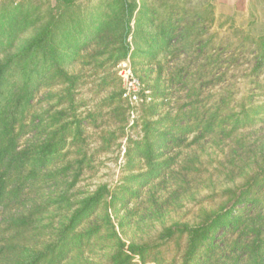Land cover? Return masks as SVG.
Instances as JSON below:
<instances>
[{
	"label": "rangeland",
	"instance_id": "374dc122",
	"mask_svg": "<svg viewBox=\"0 0 264 264\" xmlns=\"http://www.w3.org/2000/svg\"><path fill=\"white\" fill-rule=\"evenodd\" d=\"M187 5L190 13H200L194 18L198 37L191 50L176 37L156 56H132L135 45L129 37L127 56L110 59V53L119 52L112 42L115 36L107 33L75 65L67 66L75 84L52 83L36 93L32 120L38 127L33 134L41 135L43 123L51 122L50 131L56 133L64 126L66 145L51 162L50 175L2 213L0 241L11 216L23 219L18 231L27 248L41 249L55 239L80 201L103 189L108 191L103 205L77 228L96 232L62 264H111L118 243L150 244L151 259L184 264L187 236L164 237L166 230L175 224L197 225L206 213L224 209L235 191L261 172L264 109L245 123L236 120L243 107L264 106V70L260 78L251 76L253 62L244 63L238 43L242 34L264 35V0H190ZM208 15L214 23H207ZM148 24L156 29L152 21ZM208 36L223 42L217 38L213 50L203 48ZM130 80L136 90L129 88ZM191 110L190 118H182ZM214 111V130H202ZM191 121L200 128L185 132ZM156 122L158 130L152 132ZM145 139L160 146L152 167L138 153ZM113 195L117 200L111 205ZM253 196L262 199L257 190Z\"/></svg>",
	"mask_w": 264,
	"mask_h": 264
},
{
	"label": "trees",
	"instance_id": "16d2710c",
	"mask_svg": "<svg viewBox=\"0 0 264 264\" xmlns=\"http://www.w3.org/2000/svg\"><path fill=\"white\" fill-rule=\"evenodd\" d=\"M89 1H0V217L39 179L47 173L50 175L51 162L65 149L66 140L61 131L64 126L56 133L50 131L51 122L43 123L38 128L41 135L33 134L38 127L32 120L37 92L52 83L75 84L67 66L75 65L83 52L107 33L115 36L112 42L119 55L110 53V59L115 60L124 59L130 52L129 37L135 45L132 56L138 52L156 56L159 50L161 53L172 46L176 37L185 40L187 50L196 43L198 33H194V24H197L194 18L200 13L189 12L190 0L172 3L100 0L95 5ZM208 16L207 23H214L215 19ZM185 18L189 23H181ZM149 21L156 26L154 31ZM242 36L238 40L242 45L241 57L245 64L253 62L251 76L260 78L264 70V35L258 38L249 34ZM217 38L223 42L219 36L203 39V48L213 50ZM248 45L253 47L246 49ZM220 50L224 49L220 47ZM241 57L238 56V60ZM250 109L243 107L237 123L252 120L264 106ZM187 113L182 118H190L193 111ZM217 116V111L212 112L202 130H214ZM167 118L165 116L160 122ZM160 122L152 123V132L158 130ZM186 124L185 132H194L201 126L193 121ZM166 133L159 135L160 139L166 137ZM159 147L145 139L139 142L137 149L152 167ZM256 190L262 194L261 201L253 196ZM107 192L99 189L80 201L71 217L58 229L55 239L41 249L27 248L18 231L19 221L23 219L9 216L7 227L1 233L0 264H62L96 232L97 229H90L83 233L77 228L103 205ZM115 200L117 195L111 196L109 203L112 205ZM256 203H259L258 209ZM228 204L218 212L206 213L197 225L175 224L166 230L164 237L187 236L184 264H264V168L237 189ZM151 249L154 246L150 244L118 243L111 264H163L157 256L151 259ZM216 256L223 261H215Z\"/></svg>",
	"mask_w": 264,
	"mask_h": 264
},
{
	"label": "built area",
	"instance_id": "2783aa9c",
	"mask_svg": "<svg viewBox=\"0 0 264 264\" xmlns=\"http://www.w3.org/2000/svg\"><path fill=\"white\" fill-rule=\"evenodd\" d=\"M128 86H129V88L132 90V89H134V90H136L137 89V85H136V82L135 81H132V80H130L129 82H128Z\"/></svg>",
	"mask_w": 264,
	"mask_h": 264
}]
</instances>
